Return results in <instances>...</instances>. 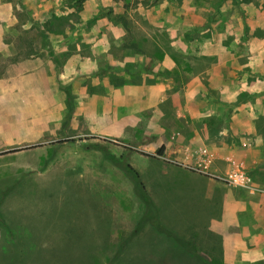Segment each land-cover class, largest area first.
Masks as SVG:
<instances>
[{
  "label": "rangeland",
  "instance_id": "1",
  "mask_svg": "<svg viewBox=\"0 0 264 264\" xmlns=\"http://www.w3.org/2000/svg\"><path fill=\"white\" fill-rule=\"evenodd\" d=\"M204 46L262 82L264 0H0V264H264L232 203L264 194L253 169L105 133L156 76L182 98L210 64L196 57ZM18 64L41 71L2 81ZM233 171L256 192L226 183Z\"/></svg>",
  "mask_w": 264,
  "mask_h": 264
},
{
  "label": "crops",
  "instance_id": "2",
  "mask_svg": "<svg viewBox=\"0 0 264 264\" xmlns=\"http://www.w3.org/2000/svg\"><path fill=\"white\" fill-rule=\"evenodd\" d=\"M229 54L220 47L200 48L196 57L209 60L210 64L204 71H190L182 85V98L170 96L169 79L156 76V88L148 85L138 88L142 96L126 100L128 107L124 105L129 115L114 118L113 132L105 133L120 137L126 130H135L139 132L135 134V144L159 136V145L164 147L163 156L183 160V163L191 151L208 152L213 156L211 167L214 170L225 168L224 159L232 156L242 167L253 169L255 179L260 175L259 183L264 186V80L259 82V74L249 72L246 65L234 66L235 56ZM40 71V66L14 65L8 68L2 81L7 77L12 79L15 73L31 75ZM158 89L159 95L154 94ZM169 114L180 127L174 128L161 121L162 115ZM154 126L160 128L149 134ZM165 132L168 134H163ZM258 167L263 169L257 172ZM242 198L248 202L245 206L234 196L232 203H239L242 207L239 213L252 218L249 232L258 234L255 245L249 240L245 247L256 248L257 255L264 259V194H245ZM230 225L237 227L234 222Z\"/></svg>",
  "mask_w": 264,
  "mask_h": 264
},
{
  "label": "built area",
  "instance_id": "3",
  "mask_svg": "<svg viewBox=\"0 0 264 264\" xmlns=\"http://www.w3.org/2000/svg\"><path fill=\"white\" fill-rule=\"evenodd\" d=\"M223 180L226 183H230L233 186L243 188L248 190L250 193L256 192L254 188L251 187V183L247 175L241 171H233L227 174Z\"/></svg>",
  "mask_w": 264,
  "mask_h": 264
},
{
  "label": "trees",
  "instance_id": "4",
  "mask_svg": "<svg viewBox=\"0 0 264 264\" xmlns=\"http://www.w3.org/2000/svg\"><path fill=\"white\" fill-rule=\"evenodd\" d=\"M61 143H63V142H61ZM163 152H164V147L162 146L159 149H157L155 153L157 156L161 157L163 155ZM14 153H18V151H9V152L4 153L2 155H10V154H14Z\"/></svg>",
  "mask_w": 264,
  "mask_h": 264
}]
</instances>
